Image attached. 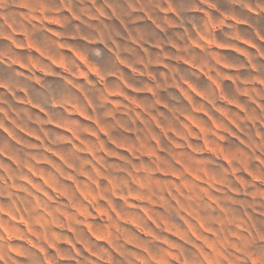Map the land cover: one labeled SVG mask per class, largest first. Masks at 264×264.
Returning <instances> with one entry per match:
<instances>
[{"label":"clouds","instance_id":"clouds-1","mask_svg":"<svg viewBox=\"0 0 264 264\" xmlns=\"http://www.w3.org/2000/svg\"><path fill=\"white\" fill-rule=\"evenodd\" d=\"M0 264H264V0H0Z\"/></svg>","mask_w":264,"mask_h":264}]
</instances>
